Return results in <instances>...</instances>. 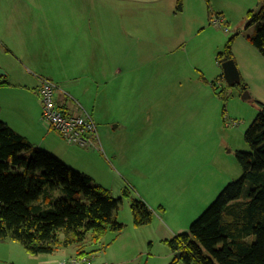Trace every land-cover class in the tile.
<instances>
[{"label":"rangeland","instance_id":"1","mask_svg":"<svg viewBox=\"0 0 264 264\" xmlns=\"http://www.w3.org/2000/svg\"><path fill=\"white\" fill-rule=\"evenodd\" d=\"M200 1L201 8L190 0L182 13L174 2V17L165 16L167 9L159 4L140 6V14L157 15L138 19L137 31L128 17L100 34L94 29L102 21L94 20L91 30L83 28L89 53L71 51L68 41L58 45L46 27L44 34L35 32L34 9L16 24L5 20L11 36L0 31L1 37L18 39L23 47L18 54L29 57L24 65L14 49L0 50L3 75L9 70L11 82L24 83L44 65L55 83H74L63 86L96 122L99 147H88L93 154H83L84 149L62 138L68 150L52 154L121 198L116 219L123 230H107L99 242L82 245L93 250L92 264H185L174 261L177 253L164 240L187 232L221 188L241 174L235 153L248 150L244 132L264 103V57L247 38L254 28L247 25V11L257 10L261 2ZM74 37L82 38L79 31ZM230 38L240 76L233 85L220 78L216 62ZM246 92L250 98L242 99ZM20 101L28 104L24 95ZM125 188L130 196L122 195ZM131 197L151 209L150 224L133 225ZM38 203L44 206L42 199ZM74 249L59 248L44 260L16 241L0 240V264H53Z\"/></svg>","mask_w":264,"mask_h":264},{"label":"trees","instance_id":"2","mask_svg":"<svg viewBox=\"0 0 264 264\" xmlns=\"http://www.w3.org/2000/svg\"><path fill=\"white\" fill-rule=\"evenodd\" d=\"M260 2L257 10L247 11V25L254 26L247 38L264 57V0ZM181 9L182 0H176V10ZM231 39L217 54L218 64L233 59ZM80 108L76 105V113ZM244 141L248 150L235 153L240 176L221 188L187 232L164 240L172 252L179 254L174 261L264 264V103H260L258 114L244 132ZM55 192L57 198H53ZM122 195L130 196L129 189L125 188ZM41 199L44 206L38 203ZM120 203V197H112L89 175L32 146L0 119L1 241H16L31 255L53 254L75 245L73 256H85L92 264L93 250L87 251L82 245L86 240L99 242L107 230L116 234L123 230L125 225L116 219ZM130 210L133 225L151 223L152 211L141 199L131 197Z\"/></svg>","mask_w":264,"mask_h":264},{"label":"crops","instance_id":"3","mask_svg":"<svg viewBox=\"0 0 264 264\" xmlns=\"http://www.w3.org/2000/svg\"><path fill=\"white\" fill-rule=\"evenodd\" d=\"M167 1H171V4ZM174 2H176V0H0V31L4 35H9V26L18 23L19 20L23 19L24 15L32 13L34 9V14L36 16L35 32L44 34V29L46 27L47 30H50L52 33L50 37H53L55 40L54 42L58 45L62 46L65 41H68L65 45L71 46V51H86V53H89L88 50L90 46H88V40L84 39L88 34H85L83 28L91 30L94 20L102 21V23H100V25L97 24L94 29L99 31L100 34H104L112 29L117 19L122 21L128 17L129 20L132 21L129 26L132 30L137 31L138 19H152L157 15L156 13L150 12L140 14V6L151 8L153 5L159 4L160 7H166L167 10L163 12L165 16L174 17ZM189 2L190 0H183L182 11L178 13L184 12ZM198 2L201 8L202 1L195 0L197 5ZM125 9H127L126 13ZM98 13H101V15L99 16ZM102 13L104 14L102 15ZM7 19L11 24L5 22ZM62 29L64 30L63 32H61ZM78 31L82 38L74 37L75 32ZM62 34L66 35V40L63 39ZM4 35L3 37L0 35V50L14 49L17 56L23 61V64L26 65L27 62L25 58L29 59V57H27V55H22V57H24L22 58L18 54V52L21 53L23 48L20 41L18 39L10 41L9 36L11 35L7 38H5ZM80 44L85 45L86 48L81 50L80 47H77ZM38 50L40 49L38 48ZM32 65L38 67L35 62H32ZM5 71L7 75H3L4 73L0 71V119L7 123L14 131L25 137L32 146L47 151L55 156L57 153L66 152L68 150V144H64L61 135L47 127L41 119V104L37 94L39 85L38 77L45 75L46 78L53 81V79L48 76V71L45 70V66L40 65L39 71L34 72L37 74L30 72L32 80L26 79L24 83L11 82L9 79V70ZM26 83H31V86L28 87ZM56 83L59 90L57 89L55 99L61 108L68 113H76V105L83 107L80 102L72 96V93L70 94L68 91L70 88L67 89L63 86L68 85L71 87L74 84L73 82L63 80L62 82L58 81ZM23 95L28 104L20 101V97ZM32 100L33 103L29 106ZM70 104H73V106L71 109L67 110L66 107H70ZM88 149H84L85 151L83 154L89 155L95 152L94 150ZM75 253L76 249L64 257L73 256ZM52 255L53 254H45L40 257L37 256L36 258L45 260L48 259V257H52Z\"/></svg>","mask_w":264,"mask_h":264},{"label":"built area","instance_id":"4","mask_svg":"<svg viewBox=\"0 0 264 264\" xmlns=\"http://www.w3.org/2000/svg\"><path fill=\"white\" fill-rule=\"evenodd\" d=\"M221 23V19L215 18ZM37 93L41 101V119L52 130L71 144L90 146L98 144L96 123L91 114L83 108L75 114L64 112L56 102L57 85L46 77H38ZM78 106V105H77ZM99 146V145H98ZM53 264H90L85 256L63 257Z\"/></svg>","mask_w":264,"mask_h":264},{"label":"water","instance_id":"5","mask_svg":"<svg viewBox=\"0 0 264 264\" xmlns=\"http://www.w3.org/2000/svg\"><path fill=\"white\" fill-rule=\"evenodd\" d=\"M222 68V76L225 79L226 83L228 85H233L235 83H238L240 81V76L238 73V70L236 68V65L232 59L226 60L221 63ZM242 99H248L247 92L244 93L242 96ZM179 256V254H177Z\"/></svg>","mask_w":264,"mask_h":264}]
</instances>
